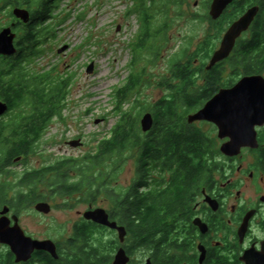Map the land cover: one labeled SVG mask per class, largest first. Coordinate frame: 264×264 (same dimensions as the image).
I'll return each mask as SVG.
<instances>
[{
    "label": "trees",
    "instance_id": "16d2710c",
    "mask_svg": "<svg viewBox=\"0 0 264 264\" xmlns=\"http://www.w3.org/2000/svg\"><path fill=\"white\" fill-rule=\"evenodd\" d=\"M139 1L133 12L139 16L140 30L131 45L132 69L125 83L113 94L119 119L110 135L101 139L94 151L81 159H60L52 167L56 170L59 195L85 193L91 201L96 200L98 193L104 190L112 197L115 192L112 178L120 170L125 153L135 151L136 172L133 182L136 200L131 204L140 216L136 218L138 223L134 230L138 246H143L150 238H158L155 241L158 245L167 239L165 231H168L178 208L184 207L186 210L196 180L199 179L202 183L213 168L211 159L212 153L216 152L217 143L206 131L189 123L188 115L211 99L221 75L217 72L223 67L218 65L211 70H207L205 64L197 67L194 59L186 57L189 48H185L171 60V77H165L159 83L166 86L167 82L170 90L168 95L151 105H145L140 96L133 97L139 93L144 83L149 82L147 67H139V63L155 61L162 55V42L167 41L173 19L169 9L170 0ZM62 2L63 0H15L14 4L7 1L0 7V10H4L8 6L18 5L31 12L30 22L20 21V50L17 51L20 57L6 65L0 62V98L12 107L19 102L40 104L37 108L38 119L33 122L20 124L16 117L9 124H0V151H4V156L0 155V168L19 152L21 154L34 150L33 144L43 136L49 120L55 115H61L66 105L71 78L57 75L55 67L39 71L31 68V63L41 56L42 46L55 36L58 24L52 23L51 19L57 17ZM258 2L261 3L262 10L253 24L252 39H240L236 47L237 54L231 60L234 69L243 68L250 73L257 71L264 62V51L259 49L264 38V0H239L225 16L217 21L211 19L217 23L225 20L222 27L220 25L223 30L225 24L235 21L246 7ZM176 3V11L182 13L180 0ZM9 13L13 16L12 9ZM183 54L184 57H181ZM200 80H203L201 84ZM127 103L130 106L125 108ZM148 111L153 113L154 124L150 131L144 132L140 120ZM107 162L114 163L115 167L100 172L99 167L106 166ZM74 170H77L76 177L72 173ZM49 171L33 173L25 177L23 182L34 181ZM150 184L153 187L145 191ZM128 192L126 198L132 196ZM113 197L122 198V195L115 194ZM6 198L7 188L3 186L0 200L5 201ZM149 199L151 201L148 203ZM129 204L127 202L126 206ZM162 231L165 233L156 235ZM83 248L84 246L72 243L71 259L56 260L47 254L45 257L41 256L40 261L45 264H84L86 260L82 258ZM4 262L8 264L6 260H0V264Z\"/></svg>",
    "mask_w": 264,
    "mask_h": 264
},
{
    "label": "flooded vegetation",
    "instance_id": "af4514ba",
    "mask_svg": "<svg viewBox=\"0 0 264 264\" xmlns=\"http://www.w3.org/2000/svg\"><path fill=\"white\" fill-rule=\"evenodd\" d=\"M4 1L5 3L10 1L14 4L15 0ZM238 1L233 0L222 16L216 20L232 11V7ZM253 5L260 6V13L262 10L261 3L258 2ZM16 6L18 5H11L6 9L12 7L13 13V8ZM8 14L10 15L9 12ZM255 20L250 28L237 39L230 56L213 67L216 68L220 65L223 68L217 72L221 75L216 84L217 89L211 98L215 97L221 89L232 88L243 77L255 75L264 77V62L261 63L257 71L252 73L243 68L234 69L231 65L233 56L237 54L236 47L239 40L252 39ZM12 23H16L14 27V31L17 33L15 44L20 50L18 45L20 19L14 14L10 16V22L6 26ZM17 25L18 27H16ZM259 49L264 51V38ZM19 57L20 53L11 56L0 54V62L2 65H6L9 61ZM227 67H230L229 72ZM235 78L238 79L235 80ZM0 101L8 105L7 110L0 115V124H9V122L15 121L16 117H18L17 121L19 120L20 124L31 123L38 119L37 108L40 106L39 103L19 102L15 107H12L4 99L0 98ZM55 116L49 120L50 122L44 128L43 136L34 142V150L21 154L19 152L11 158V161L0 168V175H10L15 172L10 171L12 167H18L15 172L16 183L0 182V190L3 186L7 188L6 200H0V218L4 215L7 216L11 226L17 223L25 235L29 237L53 240L56 244L58 257H54L46 250H35L29 260L17 262L10 247L0 243V246L6 249L4 254H0V260H6L8 264H45L40 261V258L47 256V254L56 260L71 259L73 257L71 244L77 243L84 246L82 257L86 260L84 264H115L121 251H124L127 257L125 264H138L136 253L140 250H144L146 254L144 261L140 264H145L148 261L151 264H264V122L255 124L254 129H252L255 144L244 145L237 155H227L221 151V146L216 145V152L212 153L211 159L212 170L208 172L202 183L198 181L199 179L196 180V186L191 192V199L187 203L186 210L184 207L178 208L168 231H165L167 239L158 245L155 243L158 238L155 240L150 238L145 245L138 246L134 229L138 223L136 218L140 216L137 215L135 206L131 204L136 200L133 181L123 191L119 187H113L115 192L112 195H122V198L111 197L109 193L102 190L98 193L96 200L88 201L89 204L86 209H77L76 213L79 220L75 221L72 226L69 223L71 228L69 226L67 230L69 234L65 238L56 239L49 236L41 238L36 234L38 231L36 224L27 222L26 217L28 216L47 218L55 209L54 198L58 194L57 181L46 182L44 180L46 176L56 173L55 168L52 167L54 162L41 167L27 165L31 156L39 152L38 147ZM210 123L217 130L216 137H211L214 141L225 143L231 140L229 136L221 138L219 127L214 122ZM83 144L82 142L80 146ZM3 152L0 151L1 156H4ZM221 156L225 157L224 162L220 161ZM20 164L23 165L21 172ZM47 170L50 171L44 176L31 182H23L25 177ZM13 184L15 185L13 186ZM14 187L16 194L12 195L10 192ZM151 187L153 184L148 185L145 191L150 190ZM127 192L132 195L130 198H126ZM149 201L151 200L149 199L148 203ZM40 202L48 203L50 211L38 210L36 206ZM127 202H130L129 206H126ZM5 208L8 210L3 213ZM96 208L104 209L110 223H116L117 226L87 218L85 213ZM48 229L52 228L49 226ZM162 232H158L156 235L165 233ZM79 235L80 237H78Z\"/></svg>",
    "mask_w": 264,
    "mask_h": 264
},
{
    "label": "rangeland",
    "instance_id": "374dc122",
    "mask_svg": "<svg viewBox=\"0 0 264 264\" xmlns=\"http://www.w3.org/2000/svg\"><path fill=\"white\" fill-rule=\"evenodd\" d=\"M170 1L169 9L173 19L167 33V41L162 42V55L155 61H141L138 65L147 67L149 82L144 83L139 93L133 97L140 96L145 105H151L170 93L167 82L166 86L159 83L163 78L171 77L170 65L174 56L189 48L186 57L194 59L197 67L203 64L207 66L214 52L220 48L231 24H225V28L221 30L225 20L222 23L211 21V0H180L182 13L176 11L178 0ZM4 3V0H0V7ZM139 3V0H63L57 17L51 19L52 23L58 24L55 36L49 38L42 46V54L31 63V68L39 71L42 68L55 67L57 75L71 78V85L61 115L54 117L38 147L39 152L31 156L28 166L41 167L68 157L81 159L90 151H94L101 139L110 135L119 119L113 94L125 83L132 69L131 45L140 30L139 16L133 12ZM10 9L12 7L0 10V29L10 22ZM65 45H68V49L59 53V49ZM181 57H184V54ZM92 63L94 70L88 73V66ZM227 69L229 72L230 67ZM201 81L203 80H200V84ZM128 106L129 103L125 108ZM142 117L143 115L141 119ZM194 124L212 138L216 137L217 130L210 122L196 121ZM79 138H82L84 143L82 146L70 145V141ZM222 144L217 142L219 147ZM224 160L225 157L221 156L220 161ZM107 163L106 166L99 167L100 172L115 167L114 163ZM22 166L20 164V172ZM120 166V170L112 178V186L123 191L133 181L136 172L135 151L126 152ZM17 169L18 167L14 166L10 171L16 172ZM76 171L72 172L74 177L77 175ZM15 172L0 175V182L16 183ZM56 178L57 174L52 173L44 180L48 182ZM10 193L15 195L16 188ZM54 199L55 209L51 216L26 217L28 223L36 224V234L41 238H65L69 234V223L72 226L79 220L76 210H84L89 204L85 193L74 196L57 194ZM49 226L52 229H48ZM5 250V247L0 246V254H4ZM145 255L144 250L136 253L138 264L144 261Z\"/></svg>",
    "mask_w": 264,
    "mask_h": 264
},
{
    "label": "water",
    "instance_id": "95a60500",
    "mask_svg": "<svg viewBox=\"0 0 264 264\" xmlns=\"http://www.w3.org/2000/svg\"><path fill=\"white\" fill-rule=\"evenodd\" d=\"M233 0H212L210 4V15L213 19L222 16L229 4ZM197 4V3H196ZM260 11L259 5H253L236 19L226 31L220 48L212 55L206 69L211 70L217 63L225 60L232 53L237 39L242 33L248 30ZM13 14L23 23L31 20V12L26 7L16 6ZM16 23H12L0 30V54L14 55L18 48L15 44L17 33L14 31ZM120 29V25H119ZM68 49V45L59 49L62 53ZM94 63L88 66L87 72L92 73ZM7 103L0 101V115L7 110ZM264 119V77L261 75L248 76L240 79L232 88L221 89L213 98L209 99L200 109L188 115V122L196 121L214 122L219 127V136L231 137L230 141L222 144L221 151L227 155H237L241 148L248 144H255L254 129L255 124L263 123ZM154 124L153 113L146 112L141 119V127L144 132L151 130ZM248 135V136H247ZM76 147L82 144L80 139L69 142ZM36 208L43 212L50 211V205L40 202ZM8 208L3 210L6 213ZM86 217L96 222L117 226L110 223L108 215L104 209L96 208L85 213ZM0 243L7 244L11 252L16 256V261H27L35 250H46L54 257H58L56 244L51 239H34L25 235L24 231L17 223L10 225L7 216L0 218ZM127 257L121 251L116 258L115 264H125ZM145 264H151L148 261Z\"/></svg>",
    "mask_w": 264,
    "mask_h": 264
}]
</instances>
